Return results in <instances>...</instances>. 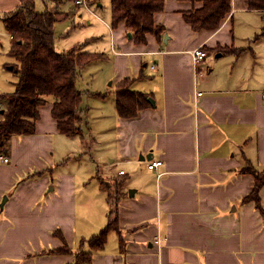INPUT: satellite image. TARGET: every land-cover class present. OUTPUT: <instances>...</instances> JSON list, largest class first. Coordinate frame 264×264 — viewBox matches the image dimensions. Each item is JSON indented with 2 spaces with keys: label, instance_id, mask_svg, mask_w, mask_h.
<instances>
[{
  "label": "crops",
  "instance_id": "0c3cea01",
  "mask_svg": "<svg viewBox=\"0 0 264 264\" xmlns=\"http://www.w3.org/2000/svg\"><path fill=\"white\" fill-rule=\"evenodd\" d=\"M18 5L0 0V17ZM191 8L165 0L155 15L164 32L144 45L104 22L111 49L96 59L105 62L96 86H77L79 133L58 131L50 97L34 133L10 138L1 152L9 163L0 162V264H76L79 250L89 257L82 264H264V186L259 210L243 201L254 178L242 172L247 163L264 172V12L232 0L218 29L195 32L183 16ZM198 47L207 57L193 65ZM126 78L153 100L132 118L115 108ZM149 160L162 165L148 170ZM109 181L117 229L92 251L86 241L108 222Z\"/></svg>",
  "mask_w": 264,
  "mask_h": 264
},
{
  "label": "trees",
  "instance_id": "16d2710c",
  "mask_svg": "<svg viewBox=\"0 0 264 264\" xmlns=\"http://www.w3.org/2000/svg\"><path fill=\"white\" fill-rule=\"evenodd\" d=\"M18 7L0 17L5 31L13 38L6 57L11 59L15 81L13 91L0 96L4 102L0 114V152L12 136L29 135L35 131L39 118L38 108L47 98H52V117L60 133L71 137L79 133L78 110L81 94L77 89L80 71L102 54L82 52L79 46L59 52L55 47L54 25L65 19L66 14L58 10L38 12L34 0H18ZM46 1V0H43ZM57 6L73 4L75 0H50ZM189 2L192 8L183 14L184 20L195 32L214 31L230 15L232 0H178ZM165 0H110V26L126 27L136 44L144 45L146 36L153 34L160 38L164 27L155 23V15L164 8ZM244 8L264 12V0H241ZM230 51V50H226ZM132 79L120 82L114 92L115 108L119 117L132 118L139 110L149 107V95L131 90ZM97 97L104 94L95 93ZM243 173L253 175L251 193L243 201H253L261 210L258 192L264 186V172H257L247 163ZM108 194L110 211L107 225L86 241L92 251L102 250L107 233L117 229L118 192ZM82 247V246H81ZM82 249V248H81ZM76 264L86 262L89 257L85 250L75 254Z\"/></svg>",
  "mask_w": 264,
  "mask_h": 264
},
{
  "label": "rangeland",
  "instance_id": "374dc122",
  "mask_svg": "<svg viewBox=\"0 0 264 264\" xmlns=\"http://www.w3.org/2000/svg\"><path fill=\"white\" fill-rule=\"evenodd\" d=\"M89 2L87 4L89 9L83 6L78 8L69 3L62 4L56 9L50 0H34L36 11H44L46 5L49 10H58L66 14L65 19L56 22L54 25L55 47L58 51L62 52L82 46V52L107 54L111 49L110 32L103 25L104 22L110 24V0H89ZM97 4H100V7ZM92 12L96 14V17ZM87 19L91 20L89 25L85 23ZM96 38L99 39L96 40ZM10 42L7 32L0 22V96L11 93L13 91L12 83L15 81L13 75L8 71V67H11L10 64L13 62L6 57ZM104 65L103 60H95L91 64L89 63V66L80 71L76 85L83 92L86 88L90 89L91 86L92 88L96 86L97 77ZM101 183L108 194L114 196L113 193L118 192L116 182Z\"/></svg>",
  "mask_w": 264,
  "mask_h": 264
},
{
  "label": "built area",
  "instance_id": "2783aa9c",
  "mask_svg": "<svg viewBox=\"0 0 264 264\" xmlns=\"http://www.w3.org/2000/svg\"><path fill=\"white\" fill-rule=\"evenodd\" d=\"M87 4H88L87 0H75L74 1V5L76 7H78V8L83 6V7L87 8V9H89ZM92 14L95 15V17H96V14H94L93 12H92ZM86 24L89 25L90 21L87 20ZM8 37H9L10 40H12V38H13L12 35H8ZM206 57H207V52L205 50H203L201 47H198V48L194 49L191 52V60H192V64L193 65H196L197 63H200ZM197 96H201V93H198ZM3 106H4V102L0 99V110L3 109ZM0 162L4 163V164L9 163L8 157L6 155H3L1 152H0ZM161 165H162V162L160 160H149V161H146V168L148 170H151V171L157 170ZM124 173H125V171L123 169H120L118 171V175H123Z\"/></svg>",
  "mask_w": 264,
  "mask_h": 264
},
{
  "label": "water",
  "instance_id": "95a60500",
  "mask_svg": "<svg viewBox=\"0 0 264 264\" xmlns=\"http://www.w3.org/2000/svg\"><path fill=\"white\" fill-rule=\"evenodd\" d=\"M129 36H130V34H129ZM166 40H167V35L165 34V35H164V41H166ZM9 69H11V67H9ZM148 101L150 102L151 105H153V100H152L151 98H148ZM2 113H3V110H0V114H2ZM139 159H140L141 161H143V160H145V159H148V156H139ZM5 201H6V197H4V198L2 199V201H1V203H0V209H2L3 204L5 203Z\"/></svg>",
  "mask_w": 264,
  "mask_h": 264
}]
</instances>
